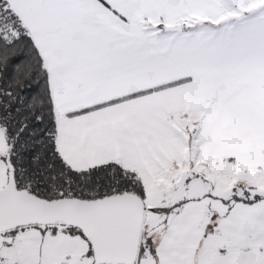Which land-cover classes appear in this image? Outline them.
Returning <instances> with one entry per match:
<instances>
[{"label":"snow or ice","instance_id":"1","mask_svg":"<svg viewBox=\"0 0 264 264\" xmlns=\"http://www.w3.org/2000/svg\"><path fill=\"white\" fill-rule=\"evenodd\" d=\"M0 264H264V0H0Z\"/></svg>","mask_w":264,"mask_h":264}]
</instances>
